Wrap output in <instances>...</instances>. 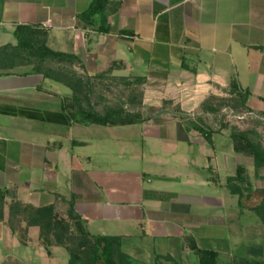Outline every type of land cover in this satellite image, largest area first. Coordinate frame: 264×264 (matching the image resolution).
<instances>
[{
  "label": "crops",
  "instance_id": "obj_1",
  "mask_svg": "<svg viewBox=\"0 0 264 264\" xmlns=\"http://www.w3.org/2000/svg\"><path fill=\"white\" fill-rule=\"evenodd\" d=\"M91 1L0 0V38L14 35L18 24L43 25L50 30V47L78 55L88 74L104 72L119 61L124 68L115 69L114 76L145 78L141 109L147 117L144 122L84 125L89 130L98 129L94 138H105V144L114 137L119 145H131L130 150L115 151L113 157L117 160L127 157L142 167L123 172L124 178L133 183L127 190L122 183V172L96 167L95 155H100L103 162L110 156L94 150L77 153L76 148L90 141L78 137L69 138V142L62 139V131L54 124H65L0 114V187H14L24 203L38 207L55 204L59 212L68 206L72 194H76L75 208L87 220L89 231L93 220L107 216L130 221L131 226L139 224L143 230L149 228L148 246L143 238L114 234L123 237V250L135 259L150 264L156 256L170 254L182 264H195L185 236L193 233V228L207 224L209 216L201 212L215 202V196L211 197L206 189L210 177L206 174L201 177L208 169V162L216 161L217 157L213 159V154L208 152L209 147L215 148V142L211 145L198 131L187 130L183 119L169 108L163 109V102L172 101V107L179 105L194 118L200 104L209 96H230V83L236 77L242 88L252 92L247 105L254 112L264 113V0H110L106 14L111 33L86 27L78 19V14ZM6 43L12 42L0 45ZM59 84L63 85L35 73L32 66L17 67L11 74L0 76V104L61 112L63 100L72 92L65 95ZM100 129L108 132L102 134ZM121 129L130 130L128 139ZM224 137L226 142L217 140L227 145L220 166L224 173L234 170L226 174L227 180L234 175L241 159H247L253 166L254 160L251 155L235 153L227 134ZM188 166L196 173V179L185 182L176 169ZM65 171L70 176L65 178ZM262 171L260 177L264 176ZM65 180L68 189L61 191ZM162 183L173 185L165 187ZM177 184L180 186L175 187ZM214 185L216 188L218 184ZM251 185L256 190L252 182ZM97 187L102 188L104 196ZM202 188L206 191L202 192ZM129 195L133 197L129 199ZM191 196L203 206L200 215L192 217V223L163 220L177 211L185 212V202L192 201ZM158 198L168 201H157ZM5 227L6 223L0 221V240L12 237L14 241L16 236L12 232L10 236ZM29 236L30 242L25 246L52 264L56 258L53 249L58 246H52L49 253L39 241L38 227H31ZM157 237L164 241L159 249ZM195 237L201 244L209 241L219 251L220 264V255L226 249L219 245V239ZM251 245L242 256H232L227 249L223 264L233 260L238 264L244 259L264 260V253L250 251L254 249ZM29 260V264H35L31 257ZM2 261L0 258V264Z\"/></svg>",
  "mask_w": 264,
  "mask_h": 264
},
{
  "label": "trees",
  "instance_id": "obj_2",
  "mask_svg": "<svg viewBox=\"0 0 264 264\" xmlns=\"http://www.w3.org/2000/svg\"><path fill=\"white\" fill-rule=\"evenodd\" d=\"M110 0H92L89 6L78 14V19L86 27L101 33H111L106 9ZM16 43L0 45V76L12 73L20 66H32L35 73L57 81L71 90V96L63 100L62 111H42L40 109L0 104V114L21 116L45 122L71 125L119 126L144 122L147 117L142 112L145 78L137 76H114L115 69H123L122 62H113L107 70L90 75L83 61L74 53L53 49L49 45V28L38 24H18L14 31ZM83 70L80 72L79 69ZM116 86L117 93L111 87ZM230 96H209L199 106L196 116L191 118L179 105L172 107V101H164L163 109L169 110L184 120L187 130L194 129L213 145L214 135L222 133V125L217 128L215 121L224 111L239 114L247 110L264 117L263 112H254L248 105L252 95L233 77ZM109 93L111 95H109ZM224 118V117H223ZM235 153L251 155L254 160L255 176L264 170V145L256 130L233 128L227 133ZM264 180V176L261 177ZM226 186L239 197V203L251 199L255 189L251 185L247 168L243 164L236 167L234 175L228 176ZM262 201L253 206L264 223V187L260 189ZM76 194L67 200L68 219L61 217L55 204L34 206L18 198L14 187H0V221L6 223L22 245L30 242L29 229L39 228V241L48 249L63 247L69 255V264H147L139 261L123 250L120 235L93 234L88 230L87 220L76 210ZM207 241V240H206ZM197 242L193 235L185 236L187 247L195 256V264H218L219 251L208 241ZM256 254L264 249L250 250ZM150 264H182L172 255L156 256ZM228 264H238L236 260ZM240 264H264V260Z\"/></svg>",
  "mask_w": 264,
  "mask_h": 264
},
{
  "label": "rangeland",
  "instance_id": "obj_3",
  "mask_svg": "<svg viewBox=\"0 0 264 264\" xmlns=\"http://www.w3.org/2000/svg\"><path fill=\"white\" fill-rule=\"evenodd\" d=\"M5 42H12L16 43V39L14 35H11L9 38H0V44L5 43ZM60 88H62L63 92L65 95L70 94V89L67 86L60 85ZM113 93H117L118 89L116 86L111 87ZM109 95H111L109 93ZM241 111L239 114H233L231 112H226L224 111L225 116L221 115L217 120L214 122L217 128H220L222 125L226 126L225 128L221 129L222 133L215 134L214 142H215V148L209 147L208 152L209 154H213L216 161L215 162H208V169L205 172H202V178L205 177V174L209 178V186L206 188L207 193L211 195V197L214 198V203L209 204L207 207V210L205 211L204 209L202 210V214H206L209 216V220L206 225L202 224L200 227L196 229H192L193 233L189 234L197 236L199 239H204V238H209V237H215L216 239H219L220 244L222 247H224L226 250L228 249L230 254L232 256H242L245 255L249 249V243L253 244L251 245V249L255 248L259 250L260 248L264 249V223L260 219V217L257 215L252 210V207L259 204L262 199H263V194L260 191L261 186L264 185V180L261 179V177H256L255 176V168L252 164H250L247 159H241L240 164H244L247 168V173L248 176L250 177L251 182L253 183V186L256 188L253 197L249 200H245V205L243 204L242 206L239 203V197L237 195H234L230 192L229 189L225 186V180H226V174L231 173L234 170H230V172L224 173V170L221 169L220 163H221V158L224 154V152L227 150V145L226 143H220L217 141L219 138L220 140H223L226 142L224 139L225 135L233 128L236 129H241V130H256L259 135L260 139L264 145V117L260 115H255L251 113L250 111L244 110ZM224 117V118H223ZM56 128H59L63 135L62 139L64 141L69 142L70 139L74 138H80L84 139L86 141H90L89 144L78 147L75 149L77 153H90L91 151H95L100 153V154H106L110 156L111 160L108 159L106 162H103L100 160V155L97 156L95 155V160H96V167L100 165L102 168H107L108 171H114V172H127L130 170H135L139 167H142L141 165L135 164L134 162L128 161V158L125 157L124 160H117L116 158L113 157V154L115 151H118L121 148L130 150L131 145H126L122 144L119 145L117 144L116 139L113 137L111 138L108 143L105 144L103 140H98L97 138L95 139L94 137H97V132L96 130L98 129H86L84 125L78 124L75 125V127H72L70 125H55ZM120 129V128H119ZM102 134H106L105 130L108 132L107 129H100ZM113 132L117 129H111ZM124 130L126 136V139H128V134L130 133V130L127 129H121ZM109 135V133H108ZM114 135V133H112ZM200 136V135H198ZM64 137V138H63ZM224 137V138H222ZM134 147V146H133ZM113 159L115 161H113ZM252 160V159H251ZM201 162H198L197 159V164H200ZM204 166V164H203ZM226 166V165H225ZM85 167H89L88 165L85 164ZM91 167V166H90ZM180 169H176V171H180L181 175L183 176V181L188 182L190 180H194L196 178L195 175L196 173L193 172L190 168L188 167H182ZM171 171H174L173 169ZM264 172V171H262ZM233 173V172H232ZM227 174V175H228ZM65 178L70 176V174L65 171L64 174ZM125 174L123 173L122 176V183L123 185L128 187L132 186V181L131 179L124 178ZM125 179V180H124ZM126 181V182H124ZM156 182V181H155ZM165 185V187H172V183H162ZM214 184H218L216 188H214ZM61 191H67L68 189V184L67 181L65 180L63 182ZM148 187H151L149 183ZM179 187L180 185L177 184ZM155 188V187H154ZM216 189V190H215ZM99 194L104 196L102 188L97 187L96 189ZM191 190H194V187L191 188ZM218 190V191H217ZM134 190H132L133 192ZM202 188V192H204ZM135 196V195H134ZM92 197V196H90ZM108 197V196H107ZM129 199L133 196L129 195ZM195 197L191 196L190 199L192 201L190 202H185L186 204V211L185 212H175L176 214H171L170 217H165L163 218L164 221H166V218H169L171 220H176L180 222H189L192 223L193 219L192 217H195L196 214L199 216L200 215V208L201 206L199 203L194 200ZM157 201H168L167 198H158ZM191 205V209H189L188 205ZM65 207V206H64ZM62 207L63 209L59 212L61 217L67 218L68 219V214L65 212L66 208L68 209V206ZM180 213H183V215H180ZM185 213V214H184ZM161 217L163 216L162 214L160 215ZM211 219V221H210ZM122 219L117 217L114 218V216H107L106 218L103 219H96L93 220L94 224L91 225L90 231L93 233H103V234H119V233H127L129 236L133 238H143V242L146 243L148 246V240L151 239L150 235L147 234V228L145 227V230L142 229V226L139 224L132 225L130 221H121ZM128 224V225H127ZM130 224V225H129ZM5 230L9 232L10 236L11 230L9 227H5ZM187 231H191V228H187ZM144 232V235L142 234ZM8 236V235H7ZM6 236V237H7ZM12 237H7L5 239L0 240V258L3 259L2 263L3 264H29V257L33 259L35 264H48V261L46 259H41V257H37L36 253H34V249L31 247H26L18 241V238L14 237L12 241ZM259 239V240H257ZM17 240V241H16ZM205 240V239H204ZM263 241V242H262ZM163 238L162 237H157L156 238V246L157 249H159L161 246H163ZM203 243V242H202ZM226 250H223L221 255H220V264H223L222 258H227L228 254L226 253ZM53 252L56 253V258L52 261V264H67V261L69 259V255L67 251L63 247H55L53 249Z\"/></svg>",
  "mask_w": 264,
  "mask_h": 264
}]
</instances>
